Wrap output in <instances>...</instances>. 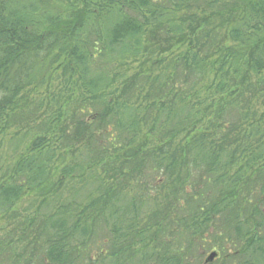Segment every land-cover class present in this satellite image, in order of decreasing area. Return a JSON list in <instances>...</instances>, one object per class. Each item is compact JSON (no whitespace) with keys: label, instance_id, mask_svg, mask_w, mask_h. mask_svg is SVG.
Listing matches in <instances>:
<instances>
[{"label":"trees","instance_id":"obj_1","mask_svg":"<svg viewBox=\"0 0 264 264\" xmlns=\"http://www.w3.org/2000/svg\"><path fill=\"white\" fill-rule=\"evenodd\" d=\"M173 48L115 84L112 60ZM55 63L76 90L0 170L4 220L21 198H42L38 215L0 236V264H181V243L160 238L173 222L191 233L197 216L202 227L223 214L236 226L239 197L264 193V0H0V136L16 115L31 128L22 92ZM58 144L70 157L55 183ZM154 172L151 198L144 179ZM98 235L105 248L93 255Z\"/></svg>","mask_w":264,"mask_h":264},{"label":"rangeland","instance_id":"obj_2","mask_svg":"<svg viewBox=\"0 0 264 264\" xmlns=\"http://www.w3.org/2000/svg\"><path fill=\"white\" fill-rule=\"evenodd\" d=\"M222 1L230 4L231 1L234 2L236 0ZM234 6H239L238 11L235 12L240 13L243 4L239 3ZM177 52V48H173V50H169L165 53L154 52L151 55H140L136 59L130 57L123 61L119 59L116 61L112 60L109 65L110 74L116 76V78H114L116 80L115 84L117 85L119 83L118 80L135 75L140 72V70H147L152 60L162 59L160 57L163 56L170 59V57L177 54ZM162 60L164 61V59ZM60 61H62V57ZM98 64H102V62L96 58L95 64H91V70L93 72L98 69ZM57 66L58 63L49 66L46 73L43 75V83L30 85L27 90L22 92L21 96L24 97V102L22 103L19 101L20 106L18 107L27 114L33 115L35 113L36 117L35 115L34 117L37 120H34V117L32 119L31 115L29 120H34L33 124H31V128L22 129V125L20 124L22 118L19 117V115L13 116L11 124H14L13 126L15 127L9 128L2 136H0V170H4L8 164L23 152L27 143L31 142L36 136L41 134L39 129L41 127L38 125L41 120L47 121L53 114H57L56 112L59 114V111L62 113V97L67 94L66 90H76L69 81L67 82V77L63 76L61 67L54 69ZM92 71H90V75ZM210 79L211 76L208 80L210 81ZM35 109H37V112ZM54 146L51 168H53L52 181L56 183L59 179L62 180L61 169L66 162H69L70 155L62 150V148L59 147V144L58 146ZM62 155L64 156L62 157ZM235 170L236 169L233 167L227 170L228 176H232L235 173ZM150 174L152 175L148 177L146 176L144 181L148 182V184L145 183L148 185L147 188H149L147 191L148 196L153 198L157 193L155 188L161 183V172ZM245 175L247 176L248 174ZM67 186L68 187L63 191V194L66 197L79 189L81 186V180L76 178L68 183ZM136 187L137 190L138 187H141L139 181L133 182L130 187L127 188L128 192L124 201L137 193L135 192ZM212 188L214 189L215 187L211 186L209 188L210 201L213 200L216 195L218 186L214 192L212 191ZM256 189L258 188L252 187L250 194L244 192L242 194L243 197H239L237 200L236 206L237 209H239V213L235 220L232 219L234 222L236 221V226L229 224L228 226L224 225L226 222V215L222 214L215 215L214 217L208 216L207 224H202L201 227L198 223L204 222V217L197 216L196 220L198 223L196 225L191 224L193 229L191 233L189 230L181 233L180 231L182 228L177 225V222H173L169 226L170 232H168L170 234L168 233L167 236L163 234L160 238L163 239L164 237L165 243L169 245L171 244V246L175 245L177 242L181 243L179 246H182V249H185L187 251L186 254L188 255L186 261L181 264H205L206 258L213 251L218 252L217 257L213 258L212 261L206 262V264H264V193H259ZM58 193H60L62 197V188ZM246 196L250 197L248 200L250 203L246 202V199L248 198H246ZM41 201L42 198L40 196H35L33 194L21 198L12 207V212H10L11 215L9 216H13V220H4L8 218L7 216H5V218L0 217V236H3L8 230H10L11 225H13L14 222L20 221L24 217L38 215V208L42 209V204H40ZM254 205H256L258 209L259 215L254 214ZM244 208H247L246 212L244 211ZM178 218L189 222V218L191 217H183V215H180ZM238 227L240 228L239 231L237 230ZM196 228L202 231H195ZM108 229H106L107 231L105 233L106 238L110 237ZM98 237L100 236L98 235ZM101 241L102 239L100 237L98 239V244H100V246H96V248L93 249V255L99 252V247L105 248L102 245L103 241ZM177 263L180 264V262Z\"/></svg>","mask_w":264,"mask_h":264},{"label":"water","instance_id":"obj_3","mask_svg":"<svg viewBox=\"0 0 264 264\" xmlns=\"http://www.w3.org/2000/svg\"><path fill=\"white\" fill-rule=\"evenodd\" d=\"M216 256V253L215 252H211L208 257L206 258V262L208 261H212L213 258Z\"/></svg>","mask_w":264,"mask_h":264},{"label":"flooded vegetation","instance_id":"obj_4","mask_svg":"<svg viewBox=\"0 0 264 264\" xmlns=\"http://www.w3.org/2000/svg\"><path fill=\"white\" fill-rule=\"evenodd\" d=\"M217 255H218V252H217ZM217 257V256H216ZM205 264H206V262H205ZM208 264V263H207Z\"/></svg>","mask_w":264,"mask_h":264}]
</instances>
